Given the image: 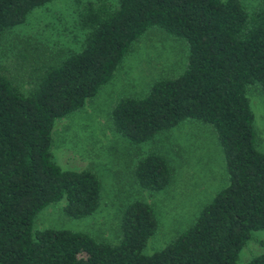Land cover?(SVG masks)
I'll use <instances>...</instances> for the list:
<instances>
[{
  "label": "trees",
  "instance_id": "1",
  "mask_svg": "<svg viewBox=\"0 0 264 264\" xmlns=\"http://www.w3.org/2000/svg\"><path fill=\"white\" fill-rule=\"evenodd\" d=\"M53 0H0V42ZM78 48L34 47L19 54L28 90L0 65V264H238L255 231H264V153L257 149L251 87L264 93V0H74ZM183 38L188 54L174 78L155 80L143 96L120 98L114 130L133 145L186 121L210 126L229 184L163 248L144 255L158 228L154 208L124 207L117 243L69 229H34L36 215L65 199L70 218L93 214L101 183L90 169L60 167L51 152L57 119L83 108L113 76L149 28ZM35 51V53H33ZM22 52V50H21ZM14 79V78H13ZM27 91V92H24ZM149 193L171 180L164 154L149 150L133 169ZM263 251L244 264H264Z\"/></svg>",
  "mask_w": 264,
  "mask_h": 264
},
{
  "label": "rangeland",
  "instance_id": "2",
  "mask_svg": "<svg viewBox=\"0 0 264 264\" xmlns=\"http://www.w3.org/2000/svg\"><path fill=\"white\" fill-rule=\"evenodd\" d=\"M241 1L248 10L257 2ZM74 16V0H53L33 10L25 23L1 40L0 65L21 90H28L30 85L24 82L26 71L16 67L18 53L32 52L36 46L78 48L72 39ZM187 54L183 38L158 27L149 28L131 44L112 78L83 108L55 121L51 132L53 159L63 169L92 170L101 183L100 204L91 215L70 218L64 213L62 199L36 215L35 230L69 229L117 243L124 207L141 199L154 208L158 221L156 233L143 250L144 255H150L188 227L200 208L229 184L221 147L208 125L186 121L153 141L137 145L113 127L111 112L120 98L143 96L155 80L177 77L185 68ZM249 99L256 147L264 153V93L251 87ZM151 149L164 154L171 168L170 183L153 193L142 190L133 180L135 164ZM262 242L264 231H255L240 251L237 263L244 264L262 252Z\"/></svg>",
  "mask_w": 264,
  "mask_h": 264
}]
</instances>
